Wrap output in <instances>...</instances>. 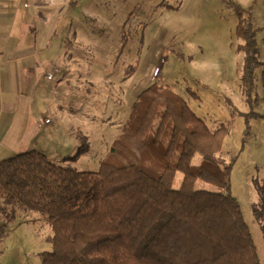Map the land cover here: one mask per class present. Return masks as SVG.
Returning a JSON list of instances; mask_svg holds the SVG:
<instances>
[{
	"label": "rangeland",
	"instance_id": "rangeland-1",
	"mask_svg": "<svg viewBox=\"0 0 264 264\" xmlns=\"http://www.w3.org/2000/svg\"><path fill=\"white\" fill-rule=\"evenodd\" d=\"M232 1L257 30L263 65L256 69L252 105L241 84V19L230 0H14L10 12L14 19L21 13L22 26L12 27V46L27 55L17 70L31 126L0 149V163L37 151L55 165L99 172L141 95L155 85L160 94L184 101L211 131L229 128L219 157L233 164L231 193L264 264L263 233L252 217L259 202L254 181L264 183V0ZM84 139L89 150L70 160ZM169 139L168 133L163 147ZM202 160L196 153L192 166ZM142 166L161 173L151 155ZM183 178L176 173L174 189ZM195 188L219 191L203 180ZM52 237L47 217L6 204L0 188V264H41Z\"/></svg>",
	"mask_w": 264,
	"mask_h": 264
},
{
	"label": "trees",
	"instance_id": "trees-1",
	"mask_svg": "<svg viewBox=\"0 0 264 264\" xmlns=\"http://www.w3.org/2000/svg\"><path fill=\"white\" fill-rule=\"evenodd\" d=\"M230 1L241 19L236 30L243 41L241 84L252 105L256 69L263 65L257 30ZM261 84L264 95V71ZM228 135L227 126L211 131L184 101L160 94L153 85L141 95L99 172L58 166L32 151L0 163V188L6 204L47 217L52 250L40 255L41 264H261L241 205L231 193L233 164L219 157ZM84 142L70 160L89 150ZM196 153L203 157L198 167L192 166ZM145 155L153 156L160 174L142 168ZM177 172L184 178L174 189ZM197 180L219 191L198 190ZM254 184L259 202L252 217L264 237V183Z\"/></svg>",
	"mask_w": 264,
	"mask_h": 264
},
{
	"label": "crops",
	"instance_id": "crops-1",
	"mask_svg": "<svg viewBox=\"0 0 264 264\" xmlns=\"http://www.w3.org/2000/svg\"><path fill=\"white\" fill-rule=\"evenodd\" d=\"M13 2L14 0H0V149L9 140H17L20 135L18 132L31 126L30 121L27 123L29 101L23 95L24 87L20 83L17 70L27 55L24 57L20 47L12 46V27L16 24L22 26L21 13L14 19L10 12L15 9ZM14 59H17V63ZM21 98L25 100L21 101Z\"/></svg>",
	"mask_w": 264,
	"mask_h": 264
},
{
	"label": "built area",
	"instance_id": "built-area-1",
	"mask_svg": "<svg viewBox=\"0 0 264 264\" xmlns=\"http://www.w3.org/2000/svg\"><path fill=\"white\" fill-rule=\"evenodd\" d=\"M158 72H159V69H156V71H155V75H156Z\"/></svg>",
	"mask_w": 264,
	"mask_h": 264
}]
</instances>
